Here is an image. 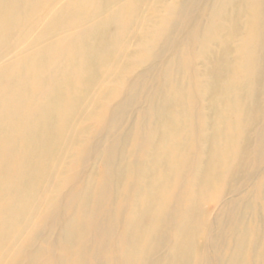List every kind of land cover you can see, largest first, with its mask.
Instances as JSON below:
<instances>
[{
	"label": "bare ground",
	"instance_id": "bare-ground-1",
	"mask_svg": "<svg viewBox=\"0 0 264 264\" xmlns=\"http://www.w3.org/2000/svg\"><path fill=\"white\" fill-rule=\"evenodd\" d=\"M0 264H264V0H0Z\"/></svg>",
	"mask_w": 264,
	"mask_h": 264
}]
</instances>
